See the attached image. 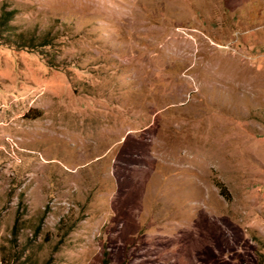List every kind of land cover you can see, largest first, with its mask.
I'll use <instances>...</instances> for the list:
<instances>
[{
  "label": "rangeland",
  "instance_id": "obj_1",
  "mask_svg": "<svg viewBox=\"0 0 264 264\" xmlns=\"http://www.w3.org/2000/svg\"><path fill=\"white\" fill-rule=\"evenodd\" d=\"M263 186L264 0H0V264H264Z\"/></svg>",
  "mask_w": 264,
  "mask_h": 264
},
{
  "label": "trees",
  "instance_id": "obj_2",
  "mask_svg": "<svg viewBox=\"0 0 264 264\" xmlns=\"http://www.w3.org/2000/svg\"><path fill=\"white\" fill-rule=\"evenodd\" d=\"M10 14H11V13H10ZM10 14H8V16H9ZM10 18H11V17H9V20H10ZM48 34H49V33H47L46 35H48ZM17 37L22 38L23 35H22V34H19V35H17ZM50 38H51V37H50ZM50 38H49V36L43 38V41H42L41 45H39V47H40V48H43V47H45V46H50V44H49V41L51 40ZM22 47H27V45H23ZM217 186H218L219 189H220V194H221L223 197L226 198V197H227V193H226V189H225V187H223L220 183H218Z\"/></svg>",
  "mask_w": 264,
  "mask_h": 264
},
{
  "label": "built area",
  "instance_id": "obj_3",
  "mask_svg": "<svg viewBox=\"0 0 264 264\" xmlns=\"http://www.w3.org/2000/svg\"><path fill=\"white\" fill-rule=\"evenodd\" d=\"M263 194H264V186H263Z\"/></svg>",
  "mask_w": 264,
  "mask_h": 264
}]
</instances>
